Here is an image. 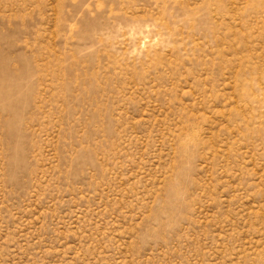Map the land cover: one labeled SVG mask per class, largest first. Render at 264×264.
<instances>
[{
	"label": "rangeland",
	"instance_id": "374dc122",
	"mask_svg": "<svg viewBox=\"0 0 264 264\" xmlns=\"http://www.w3.org/2000/svg\"><path fill=\"white\" fill-rule=\"evenodd\" d=\"M0 264H264V0H0Z\"/></svg>",
	"mask_w": 264,
	"mask_h": 264
}]
</instances>
